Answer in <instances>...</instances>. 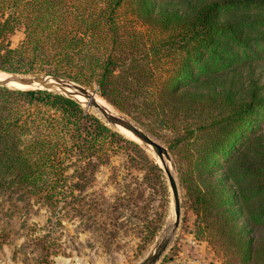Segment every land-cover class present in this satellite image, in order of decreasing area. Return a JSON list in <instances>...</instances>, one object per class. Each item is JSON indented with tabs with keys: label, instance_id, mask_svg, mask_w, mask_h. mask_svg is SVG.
<instances>
[{
	"label": "trees",
	"instance_id": "16d2710c",
	"mask_svg": "<svg viewBox=\"0 0 264 264\" xmlns=\"http://www.w3.org/2000/svg\"><path fill=\"white\" fill-rule=\"evenodd\" d=\"M259 59L264 0H0V69L95 86L162 135L199 231L228 264H264V81L239 70ZM117 149L163 176L74 98L0 85V192L74 208Z\"/></svg>",
	"mask_w": 264,
	"mask_h": 264
},
{
	"label": "rangeland",
	"instance_id": "374dc122",
	"mask_svg": "<svg viewBox=\"0 0 264 264\" xmlns=\"http://www.w3.org/2000/svg\"><path fill=\"white\" fill-rule=\"evenodd\" d=\"M20 37L21 31L15 30L9 39L14 44ZM250 68H239L241 79L247 76L263 82L264 61L259 59ZM91 111L104 122L96 111ZM133 122L165 146L175 162L176 153L168 149L162 135ZM260 131L264 132V117ZM137 144L156 161L152 151ZM131 160V153L117 149L110 162L96 171L74 208L66 205L50 209L31 198L0 192V264H136L173 215L163 170V176L155 179L146 175L142 165L127 163ZM180 160L185 166V160ZM172 172L179 197V219L154 264H228L199 231L175 163Z\"/></svg>",
	"mask_w": 264,
	"mask_h": 264
},
{
	"label": "water",
	"instance_id": "95a60500",
	"mask_svg": "<svg viewBox=\"0 0 264 264\" xmlns=\"http://www.w3.org/2000/svg\"><path fill=\"white\" fill-rule=\"evenodd\" d=\"M3 70V69H0ZM6 71V70H3ZM7 75L0 78V85L6 87L20 88L17 86H12L9 83L11 81L18 84L28 85L27 88H42L47 90H52L68 97L74 98L81 105H90L95 108L104 119L105 124H110L111 126H120L129 132L136 140V143L142 145H148L152 152L158 157L160 164H158L163 172L170 189V198L172 205V219L165 224L161 231L160 236L155 239L153 246L150 250L143 256L136 264H154L163 254L165 248L167 247L170 238L172 236L173 230L176 228L179 219V197L176 187V182L168 164L171 168H174V163L166 149L161 143H159L152 136L147 134L143 129H141L136 123H134L128 116L119 112L111 111L105 105L99 103L95 97L94 93H97L105 102L112 105L105 98H103L96 90L95 86H87L80 84L74 80L66 77H61L59 75L41 72V73H21L15 71H6ZM81 96L82 98H78ZM113 106V105H112ZM114 107V106H113ZM115 108V107H114ZM128 138V137H127Z\"/></svg>",
	"mask_w": 264,
	"mask_h": 264
},
{
	"label": "bare ground",
	"instance_id": "6f19581e",
	"mask_svg": "<svg viewBox=\"0 0 264 264\" xmlns=\"http://www.w3.org/2000/svg\"><path fill=\"white\" fill-rule=\"evenodd\" d=\"M6 75H7V72H6V71L0 70V78L5 77ZM9 84L12 85V86L20 87V88H27V87H28V85L18 84V83L13 82V81H11ZM94 97H95V99H96L99 103L105 105V106H106L108 109H110L111 111H113V112L117 111L112 105H110L109 103L105 102V101H104V100H103V99H102L97 93H94ZM78 98H82V97H81V96H78ZM83 106H84L85 108L89 109V110H94V111H96L97 114L100 115V117L102 118L101 114H100L95 108L91 107L90 105H83ZM102 119H103V118H102ZM103 120H104V119H103ZM113 127H114L117 131H119V132L125 134L126 136H128L129 138H131V139H133V140H136V139H135V138H134L129 132H127L124 128H122V127H120V126H113ZM145 146L147 147V149H149L150 151H152L148 145H145ZM151 154L154 156L155 160L160 164V161H159L158 157H157L154 153H152V152H151ZM167 166H168V168L170 169V172H171L172 175H173L172 168L169 166V164H168ZM173 176H174V175H173ZM159 236H160V235H159Z\"/></svg>",
	"mask_w": 264,
	"mask_h": 264
},
{
	"label": "crops",
	"instance_id": "0c3cea01",
	"mask_svg": "<svg viewBox=\"0 0 264 264\" xmlns=\"http://www.w3.org/2000/svg\"><path fill=\"white\" fill-rule=\"evenodd\" d=\"M207 264H209V263H207Z\"/></svg>",
	"mask_w": 264,
	"mask_h": 264
}]
</instances>
